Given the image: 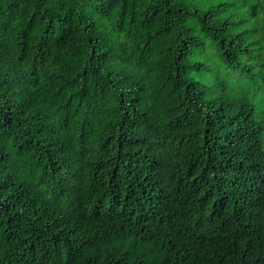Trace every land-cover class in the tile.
<instances>
[{
	"label": "trees",
	"instance_id": "trees-1",
	"mask_svg": "<svg viewBox=\"0 0 264 264\" xmlns=\"http://www.w3.org/2000/svg\"><path fill=\"white\" fill-rule=\"evenodd\" d=\"M221 10L0 0V264H264V124L202 79L264 4Z\"/></svg>",
	"mask_w": 264,
	"mask_h": 264
},
{
	"label": "rangeland",
	"instance_id": "rangeland-1",
	"mask_svg": "<svg viewBox=\"0 0 264 264\" xmlns=\"http://www.w3.org/2000/svg\"><path fill=\"white\" fill-rule=\"evenodd\" d=\"M199 7L207 8L213 4H219L221 14L227 19L233 18L235 13L245 15L258 9V5L264 4V0H181ZM260 10V9H259ZM255 22L247 19L245 24L249 27ZM237 24V22L235 23ZM263 33V29L261 28ZM260 33V32H259ZM263 47V46H262ZM252 50L239 63L229 66L225 64L213 51L209 52L208 67L202 74L208 91L219 98L229 100L241 99L253 107V118L264 124V61L259 57L262 51H258V45L252 46ZM262 50H264L262 48ZM263 53V52H262ZM203 51L201 56L203 55ZM264 54V53H263ZM260 140L264 147V129Z\"/></svg>",
	"mask_w": 264,
	"mask_h": 264
}]
</instances>
